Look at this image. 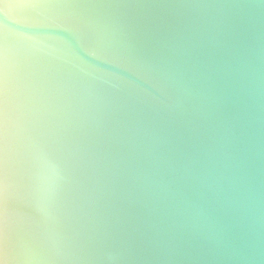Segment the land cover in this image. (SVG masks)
Returning <instances> with one entry per match:
<instances>
[{
	"label": "water",
	"instance_id": "water-1",
	"mask_svg": "<svg viewBox=\"0 0 264 264\" xmlns=\"http://www.w3.org/2000/svg\"><path fill=\"white\" fill-rule=\"evenodd\" d=\"M0 264H264V0H0Z\"/></svg>",
	"mask_w": 264,
	"mask_h": 264
}]
</instances>
